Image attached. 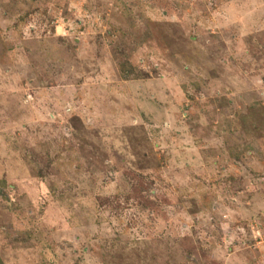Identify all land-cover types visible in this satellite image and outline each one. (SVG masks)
Wrapping results in <instances>:
<instances>
[{
    "label": "rangeland",
    "instance_id": "374dc122",
    "mask_svg": "<svg viewBox=\"0 0 264 264\" xmlns=\"http://www.w3.org/2000/svg\"><path fill=\"white\" fill-rule=\"evenodd\" d=\"M0 264H264V0H0Z\"/></svg>",
    "mask_w": 264,
    "mask_h": 264
}]
</instances>
